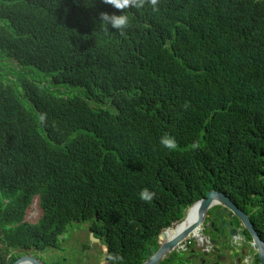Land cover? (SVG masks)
I'll return each instance as SVG.
<instances>
[{
	"label": "trees",
	"instance_id": "trees-1",
	"mask_svg": "<svg viewBox=\"0 0 264 264\" xmlns=\"http://www.w3.org/2000/svg\"><path fill=\"white\" fill-rule=\"evenodd\" d=\"M155 9L121 34L101 0H0V264L94 218L103 264H139L209 189L258 204L264 241V0ZM107 97L116 115L91 108Z\"/></svg>",
	"mask_w": 264,
	"mask_h": 264
},
{
	"label": "flooded vegetation",
	"instance_id": "flooded-vegetation-1",
	"mask_svg": "<svg viewBox=\"0 0 264 264\" xmlns=\"http://www.w3.org/2000/svg\"><path fill=\"white\" fill-rule=\"evenodd\" d=\"M258 206V204L253 206L249 203L244 205L243 208L239 207L255 231L252 222L254 217L252 216L258 210ZM191 211H193L192 207L187 210L183 217L180 216L177 222L182 221L184 217L188 219ZM79 225V223H72L71 226V228L76 227L79 232L76 238L72 237L75 239L68 240L69 231H66L59 239V243L49 248L50 254L42 257L45 264H75V262L76 264H92L88 255L90 251L95 250L98 246L92 241L91 225L81 224L87 226L86 229L82 230ZM258 237L260 238L259 235ZM157 244L154 245L151 254L157 251L158 248H155ZM159 264L262 263L259 259V250L244 223L223 206L216 204L208 209L202 223L192 235L181 241L171 251L170 257H165Z\"/></svg>",
	"mask_w": 264,
	"mask_h": 264
},
{
	"label": "clouds",
	"instance_id": "clouds-1",
	"mask_svg": "<svg viewBox=\"0 0 264 264\" xmlns=\"http://www.w3.org/2000/svg\"><path fill=\"white\" fill-rule=\"evenodd\" d=\"M156 2H158V0H148V3L151 4L153 6V11H155V4ZM101 3L103 4H107V5H110L113 9H116V10H123L122 13L120 15H116V14H108L106 12H101L99 13L98 15V21H99V24H102L104 26V28L107 30L108 27L112 28V29H115L116 31H119L121 34H123V30L127 28L128 24H129V15L128 13L125 11L127 9H130V8H135V9H141L144 7L145 5V0H101ZM167 44H169V42H167ZM14 65L16 63H13ZM109 103H108V102ZM91 102L94 103V104H97L98 106H102V105H108L109 107H105V108H97V109H93L94 107H98V106H95V105H91ZM90 106L91 108L94 110V111H99L101 109H105V110H109L110 112H112L113 114H117V110H115V108L111 105V100L107 97L105 98V101L104 102H100L98 100H91L90 101ZM41 120L44 119V116L41 115L40 117ZM159 145L164 148V149H173L176 147V141H175V138L168 135L167 133H165L164 135H162L160 138H159V141H158ZM210 190H213V189H209L208 191ZM213 191H216V190H213ZM207 192V191H206ZM138 195V198L144 202H148L150 201L153 196H154V193L153 192H150L148 189L144 188V189H141L139 191V193L137 194ZM205 198V197H204ZM202 198V199H204ZM200 199V200H202ZM200 200L192 203V204H184L183 206L181 207H177L176 208V211H175V214L174 216L172 217V225L169 227V233H168V236L175 231V229L179 226L180 223H182V221L186 220L185 217L182 221L180 222H177V219L182 216L187 212L188 209L191 208V206L193 204H196L197 202H199ZM231 200V199H230ZM234 204V203H233ZM235 205V204H234ZM222 206V205H221ZM236 206V205H235ZM194 212H196L198 210L197 206L196 207H192ZM236 208H238L240 210L239 207L236 206ZM183 210V211H182ZM242 211V210H241ZM33 218V217H31ZM28 219L29 221H32L33 219ZM73 224L75 223H79L80 225L85 223V224H88V225H91V234H92V241L93 243H95L98 247L96 249H98V252H97V255L99 254V257L100 259L105 262V258H106V255H105V251H106V245L104 244V237L99 235L98 232H95L93 231L92 229V225L94 223H98V220L96 218L88 221V222H77V221H73L72 222ZM192 223V222H191ZM190 223V224H191ZM252 225V224H251ZM72 226V224H71ZM71 226L66 230V231H69L72 229ZM182 227V226H180ZM253 227V226H252ZM254 229V228H253ZM65 231V232H66ZM64 232V233H65ZM194 232V231H193ZM192 232V233H193ZM64 233L62 235L59 236L58 238V243H59V239L64 235ZM96 233V234H95ZM180 233V232H179ZM192 233H190L187 237H185L184 239H182L181 241L185 240L186 238H188L189 236L192 235ZM173 234V233H172ZM68 236V235H67ZM167 236V237H168ZM166 239V238H165ZM164 239V240H165ZM261 240V239H260ZM180 241V242H181ZM262 241V240H261ZM164 241H162L163 243ZM179 242V243H180ZM57 243V244H58ZM161 242L157 244V246H155V248L159 247L161 244ZM178 243V245H179ZM55 244V245H57ZM55 245H45L43 247H40V248H37L35 246H32V247H35L36 250L34 249H20V248H10V252L12 251L14 253V258L16 259V257H20V256H23L20 252H27V251H34V254L35 255H31V256H39L41 257L40 255L41 254H44V251L45 250H48L50 247H54ZM154 245H149L148 248H154ZM177 245V246H178ZM176 246V247H177ZM175 247V248H176ZM41 248H43V250H40ZM174 248V249H175ZM1 249L2 247H0V252H1ZM93 251V250H92ZM153 252V251H152ZM151 252V253H152ZM149 254L145 259H142V261L139 263V264H143L144 262L148 261L153 255V254ZM101 254V255H100ZM171 254V253H170ZM169 254V255H170ZM167 255V257L169 256ZM30 256V257H31ZM109 260L113 261V264H116L117 261H119V256H109L108 257ZM41 260L42 262L45 264L44 260L42 259L41 257ZM163 260V259H162ZM161 262V260L157 263L159 264Z\"/></svg>",
	"mask_w": 264,
	"mask_h": 264
},
{
	"label": "water",
	"instance_id": "water-1",
	"mask_svg": "<svg viewBox=\"0 0 264 264\" xmlns=\"http://www.w3.org/2000/svg\"><path fill=\"white\" fill-rule=\"evenodd\" d=\"M94 109V108H93ZM95 110V109H94ZM222 205L225 209L233 213L239 220H241L247 231L253 237L254 243L256 244L257 249L259 250V259L262 264H264V242L260 240L256 231L253 229L251 224L249 223L248 218L236 208L233 202L230 200L229 197L224 195L218 191H207L205 193V198L193 204L191 207H196L198 210L194 212L195 219L190 224L188 220L182 221L179 226H182L183 229L178 233L176 236L172 238V233L164 240V242L158 247L157 251L154 255L143 264H157L160 260L167 258V255L173 251V249L178 245V243L187 237L190 233L196 230V228L202 223L203 219L206 216V213L209 208L213 207L214 205ZM31 249L36 250L35 247ZM40 250H43L41 248ZM44 264L39 256H31V257H16L15 261L12 264Z\"/></svg>",
	"mask_w": 264,
	"mask_h": 264
},
{
	"label": "rangeland",
	"instance_id": "rangeland-1",
	"mask_svg": "<svg viewBox=\"0 0 264 264\" xmlns=\"http://www.w3.org/2000/svg\"><path fill=\"white\" fill-rule=\"evenodd\" d=\"M2 66H4V65H0V67H2ZM108 102V101H107ZM109 103V102H108ZM91 105L93 106V105H95V106H98L97 104H94V103H92L91 102ZM105 108V107H109L108 105H102V106H98V107H94V109H97V108ZM34 203L37 205V203H38V201H34ZM33 203V204H34ZM36 208L38 209V207L36 206ZM35 208V209H36ZM38 216H39V214H38V211H37V215L35 216V215H33V218H31L32 217V213L29 215V217H28V219H33L32 221H36L37 220V218H38ZM79 227H80V229L82 230V229H86L87 228V226H84V225H79ZM75 230V231H74ZM74 231V232H73ZM79 234V232H78V230H76V227H73L71 230H70V232H69V234H68V236H67V239L68 240H72V239H75L76 237H77V235ZM72 237H75V238H72ZM0 247H2V244H1V242H0ZM32 251V250H31ZM97 252H98V249H95V250H93V251H90V253H89V255H88V257L90 258V260L92 261V264H103V261L100 259V257H99V254L97 255ZM9 253H11L13 256H14V253L11 251L10 252V250H9ZM34 253V252H33ZM48 254H50V250L48 249V250H45L44 251V255H48ZM101 255V254H100ZM169 257H170V255H169ZM75 264H76V262H75Z\"/></svg>",
	"mask_w": 264,
	"mask_h": 264
},
{
	"label": "bare ground",
	"instance_id": "bare-ground-1",
	"mask_svg": "<svg viewBox=\"0 0 264 264\" xmlns=\"http://www.w3.org/2000/svg\"><path fill=\"white\" fill-rule=\"evenodd\" d=\"M194 219H195V217H194V210H193V211L190 212V214H189V218L186 219V220H188L189 223H191ZM182 229H183V227L178 226V227L175 229V231L173 232V234H172V238H173L174 236H176V235H177ZM20 253H21L25 258L31 256V255H28L27 252H20ZM24 264H27V262H25Z\"/></svg>",
	"mask_w": 264,
	"mask_h": 264
},
{
	"label": "crops",
	"instance_id": "crops-1",
	"mask_svg": "<svg viewBox=\"0 0 264 264\" xmlns=\"http://www.w3.org/2000/svg\"><path fill=\"white\" fill-rule=\"evenodd\" d=\"M31 255H35V254H34V253H32ZM40 256H41V257H44V254H41Z\"/></svg>",
	"mask_w": 264,
	"mask_h": 264
}]
</instances>
